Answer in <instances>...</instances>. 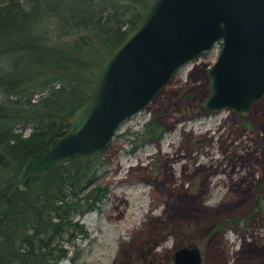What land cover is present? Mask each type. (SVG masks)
<instances>
[{
  "label": "rangeland",
  "instance_id": "374dc122",
  "mask_svg": "<svg viewBox=\"0 0 264 264\" xmlns=\"http://www.w3.org/2000/svg\"><path fill=\"white\" fill-rule=\"evenodd\" d=\"M220 45L180 67L99 152L91 185L104 196L71 215L84 232L59 237L68 253L57 264H175L184 245L201 264H264V94L244 115L201 108ZM150 119L160 138L143 136Z\"/></svg>",
  "mask_w": 264,
  "mask_h": 264
},
{
  "label": "trees",
  "instance_id": "16d2710c",
  "mask_svg": "<svg viewBox=\"0 0 264 264\" xmlns=\"http://www.w3.org/2000/svg\"><path fill=\"white\" fill-rule=\"evenodd\" d=\"M152 1L0 0V200L19 162L67 125L103 59ZM162 130L150 119L142 134L160 138ZM100 155L71 157L5 199L0 264H57L67 256L59 237L84 232L71 215L96 207L105 193L91 185Z\"/></svg>",
  "mask_w": 264,
  "mask_h": 264
},
{
  "label": "water",
  "instance_id": "95a60500",
  "mask_svg": "<svg viewBox=\"0 0 264 264\" xmlns=\"http://www.w3.org/2000/svg\"><path fill=\"white\" fill-rule=\"evenodd\" d=\"M220 42L201 108L244 115L264 94V0H153L141 21L103 59L87 98L47 145L18 164L5 199L77 155L104 151L121 123L145 107L178 69ZM175 264H201L197 246L173 252Z\"/></svg>",
  "mask_w": 264,
  "mask_h": 264
},
{
  "label": "bare ground",
  "instance_id": "6f19581e",
  "mask_svg": "<svg viewBox=\"0 0 264 264\" xmlns=\"http://www.w3.org/2000/svg\"><path fill=\"white\" fill-rule=\"evenodd\" d=\"M163 86H164V85H163ZM163 86H162V87H163ZM162 87H161V88H162ZM161 88H160V89H161ZM160 89H159V90H160Z\"/></svg>",
  "mask_w": 264,
  "mask_h": 264
}]
</instances>
